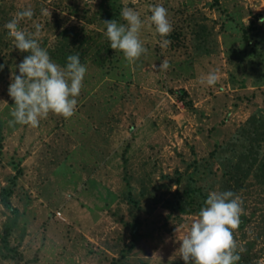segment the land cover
I'll use <instances>...</instances> for the list:
<instances>
[{"label":"rangeland","instance_id":"obj_1","mask_svg":"<svg viewBox=\"0 0 264 264\" xmlns=\"http://www.w3.org/2000/svg\"><path fill=\"white\" fill-rule=\"evenodd\" d=\"M157 4L167 48L148 26ZM29 6L21 27L41 24L50 58L79 53L87 72L70 119L10 127L28 53L4 25ZM124 7L144 22L135 65L104 35ZM0 65V264H184L179 240L211 191L241 197L238 253L264 264V0H0Z\"/></svg>","mask_w":264,"mask_h":264},{"label":"clouds","instance_id":"obj_2","mask_svg":"<svg viewBox=\"0 0 264 264\" xmlns=\"http://www.w3.org/2000/svg\"><path fill=\"white\" fill-rule=\"evenodd\" d=\"M149 11L148 26L161 38L158 40L160 46L167 48L171 40L165 37L172 32L168 10L157 4L150 5ZM42 14L50 16L48 9H42ZM120 15L125 23L118 24L115 19L103 22L106 28L104 35L112 50L122 53L127 64L135 65L148 51L140 38L144 22L140 13L130 7H124ZM33 16L29 6L17 11L4 25L12 38L13 47L28 53L17 66L19 74L10 76L12 82L8 95L14 101L10 112L12 119L8 121L10 127L26 125L35 128L50 114L70 119L76 112L77 98L87 72L79 53L68 55L64 67L50 58L39 42L43 26L34 23V32L21 27L22 22L32 20ZM3 67L0 65V70ZM169 67L167 60H162L158 69L153 65L157 72L166 71ZM217 81L218 73L214 70L202 77L200 82L211 87ZM242 205L241 197L232 191L208 193L204 206L179 240L178 252L184 264H237L240 255L234 232L244 211Z\"/></svg>","mask_w":264,"mask_h":264},{"label":"trees","instance_id":"obj_3","mask_svg":"<svg viewBox=\"0 0 264 264\" xmlns=\"http://www.w3.org/2000/svg\"><path fill=\"white\" fill-rule=\"evenodd\" d=\"M214 1L217 2V0H214ZM263 168H264V164H263ZM237 264H244V263H243V260H242V258H241V256H240V260L237 262Z\"/></svg>","mask_w":264,"mask_h":264}]
</instances>
